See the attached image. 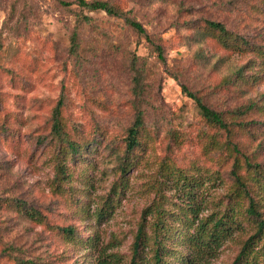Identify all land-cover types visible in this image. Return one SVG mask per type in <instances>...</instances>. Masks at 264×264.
Returning <instances> with one entry per match:
<instances>
[{"label": "rangeland", "instance_id": "374dc122", "mask_svg": "<svg viewBox=\"0 0 264 264\" xmlns=\"http://www.w3.org/2000/svg\"><path fill=\"white\" fill-rule=\"evenodd\" d=\"M59 1L0 0V264H11L7 249L39 264H128L139 227L150 233L151 204L161 190L163 207L173 210L179 204L169 184L163 186L162 162L200 172L205 179L200 218L232 184L233 160L208 149L213 131L180 84L200 91L220 110L264 94V79L239 93L215 89L251 55L225 50L212 38L198 37L194 28L204 18L216 19L264 45V14L255 8H264V0H108L160 42L165 62L123 17L75 4L66 8ZM82 15L91 22L77 20ZM75 29L77 52L70 48ZM59 100L78 129L98 130L88 137L96 140L83 150L85 158L74 162L80 166L59 183L61 190L53 183L56 171L47 147ZM139 111L145 149L129 155L132 165L121 176L125 136ZM247 117L262 119L253 113ZM236 139L264 162L259 137L247 133ZM120 179L127 186L111 199V188ZM79 200L83 213L76 214ZM16 201L39 212L41 221L25 214ZM102 204L109 212L98 218L95 209ZM67 225L75 226L80 242L62 233ZM237 249V240H226L214 256L196 264H230Z\"/></svg>", "mask_w": 264, "mask_h": 264}, {"label": "trees", "instance_id": "16d2710c", "mask_svg": "<svg viewBox=\"0 0 264 264\" xmlns=\"http://www.w3.org/2000/svg\"><path fill=\"white\" fill-rule=\"evenodd\" d=\"M59 2L66 8L75 4L81 10L104 11L111 16L123 17L139 35L146 37L157 51V56L165 62L160 42L152 38L141 23L121 11L116 4L108 0H60ZM255 8L256 12L264 14L262 6L258 4ZM77 20L91 22L87 15H82V18L80 16ZM194 28L198 37L212 38L225 50L251 55L245 64L222 77L215 89L225 88L231 93H239L245 87L261 83L264 79V45L230 31L222 21L216 19L204 18L201 23H196ZM78 46L75 29L70 35L71 51L77 52ZM139 80V77L135 78L136 85L139 84ZM180 85L183 93L194 102L197 114L207 125L206 128H211L210 130L213 131L209 135L208 149L214 154L218 153L219 156L224 155L223 160H233L229 169L232 184L224 197L214 203L212 211L200 218L198 214L206 204L205 197L201 193L205 179L201 178L200 172L187 171L179 166L166 165L162 162L160 174L163 177V186L169 184L167 188L174 191V197L178 198L179 204L175 205L173 210L163 207L162 201L166 195L161 190L159 199L153 200L151 204L154 215L149 224L150 233L148 235L143 226L139 227L128 264H196L200 258L214 256L221 244L229 239H235L238 243V249L230 264H264V162L246 149L243 150L236 139L238 134L248 133L250 136L259 137L264 143V94L248 99L245 104L234 109L220 110L205 101L200 91H193L184 83ZM61 107L62 101L59 100L50 119V138L47 143V147L50 146L56 171L53 183L59 190H61L59 183L66 178L69 180L73 171L80 166L74 162L85 158L83 150L86 148L90 150L93 147L92 143L96 137L89 140V135L98 132L90 129L86 133L82 132L66 118ZM142 113L138 112L132 125L127 129L120 162L121 176H124L132 165L129 163L131 161L129 155L135 153L138 148L145 149L146 141H142L144 135ZM251 113L262 119L248 118ZM126 183V180L120 179L119 183L113 185L111 199L116 193L123 191V187L127 186ZM80 200L76 202V214L83 213L81 208L83 203ZM16 204L25 208L24 202L16 201ZM108 208L102 204L95 209L96 216L104 217L109 212ZM25 214L41 221L42 215L32 207L26 206ZM244 225L248 229L244 228ZM61 230L68 240L74 238L73 243L80 242L75 239L77 233L74 225L64 226ZM239 231L249 233L245 237L236 236V239L234 233ZM5 255L8 256L11 264H39L17 254L14 255L8 249Z\"/></svg>", "mask_w": 264, "mask_h": 264}]
</instances>
